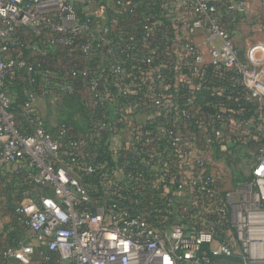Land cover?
Instances as JSON below:
<instances>
[{
    "label": "built area",
    "instance_id": "2783aa9c",
    "mask_svg": "<svg viewBox=\"0 0 264 264\" xmlns=\"http://www.w3.org/2000/svg\"><path fill=\"white\" fill-rule=\"evenodd\" d=\"M250 1L0 0V174L24 181L26 236L0 264H264V147L237 195L210 168L235 96L256 112L237 129H264V43L241 57L227 27ZM74 97L103 117L47 127L39 100Z\"/></svg>",
    "mask_w": 264,
    "mask_h": 264
},
{
    "label": "crops",
    "instance_id": "0c3cea01",
    "mask_svg": "<svg viewBox=\"0 0 264 264\" xmlns=\"http://www.w3.org/2000/svg\"><path fill=\"white\" fill-rule=\"evenodd\" d=\"M259 5V6H258ZM256 10L252 11V8ZM259 7H262V4H258L257 0L250 1V10L248 13L242 17L240 20L228 21L227 27L235 40L240 56H244L246 50L251 47L255 42L253 38L249 37V31H244L242 27L243 21H248L250 18L253 20L256 18L255 14L258 12ZM177 14L176 11H174ZM252 13V14H249ZM243 33V34H242ZM242 34V39L240 35ZM244 38V39H243ZM196 42L201 43V37H198ZM204 52L207 51L206 47H203ZM235 102V101H233ZM246 107V108H245ZM244 110L230 109L227 114V119L222 126L223 129V141L222 143L214 148V154L210 163L211 172L214 175L216 181L217 190L220 196H223L226 193H232L237 195L239 190H242L245 185L251 180L252 165L256 160L258 149L264 147L263 132L264 129L256 123L253 122L252 129L249 131V134L241 133L237 126L235 125L234 120L239 117L246 118V120L254 121L256 117V112L253 104L245 105ZM248 111V113H245ZM47 127L54 126L46 122ZM7 221L1 223L0 221V245L2 247L6 246L8 243V233L10 231L5 230ZM20 232V231H19ZM20 238H24L25 233L21 231L18 233Z\"/></svg>",
    "mask_w": 264,
    "mask_h": 264
},
{
    "label": "rangeland",
    "instance_id": "374dc122",
    "mask_svg": "<svg viewBox=\"0 0 264 264\" xmlns=\"http://www.w3.org/2000/svg\"><path fill=\"white\" fill-rule=\"evenodd\" d=\"M258 4H262V7L257 8L258 12L252 15H256V18L247 22L243 21L242 27L244 31H249V37L253 38L250 42H263L264 43V0H257ZM259 6V5H258ZM251 8H249L250 10ZM256 10L254 7L252 11ZM257 11V10H256ZM243 34V33H242ZM242 34L240 38L242 39ZM244 39V38H243ZM22 79V78H21ZM14 90V89H13ZM81 103H83L80 97L75 98H63L60 99L55 105L51 101L46 99L39 100V109L42 117L46 122L51 125H58L60 123H67L69 125H75L81 127L85 124V118L82 114ZM80 125V126H79ZM23 179L10 175L9 173L0 174V221H4L8 224L11 223L14 210L18 204L19 193L21 186L23 185ZM18 235V233L16 234Z\"/></svg>",
    "mask_w": 264,
    "mask_h": 264
},
{
    "label": "trees",
    "instance_id": "16d2710c",
    "mask_svg": "<svg viewBox=\"0 0 264 264\" xmlns=\"http://www.w3.org/2000/svg\"><path fill=\"white\" fill-rule=\"evenodd\" d=\"M23 77L24 76H23L22 72L15 71L14 74L11 75V77L6 82V87H5L6 88V92L11 97L12 110L14 112H17L19 110L20 106L25 102ZM235 97H236L235 98V100H236L235 102H233L232 100L230 101V108L231 109L232 108L234 109V107H235L236 110H244L245 105H250V104H248V103H246V102H244L242 100H239L237 96H235ZM68 99H71V98H68ZM81 108H82L83 117L85 118V124L82 125L81 127H78V126H75V125H70V126L76 127L77 129L79 128V129L83 130V127L89 123V118L92 117V118H94L95 122H97L104 115V111L100 112V111H97V110H92V109L86 108L83 103H81ZM207 111H209V110H207ZM209 112L214 113L213 110H210ZM245 113H248V111L246 112V110H245ZM60 124L69 125L67 123H60ZM7 225L9 227H5V230L9 229L8 231H10L8 233V243H7V245H14L16 240L20 238L16 234L17 233H21V231L19 230L20 231L19 232L18 230H14L12 222L10 224H7ZM0 248H3L2 245H0ZM32 264H39V263L37 261H34Z\"/></svg>",
    "mask_w": 264,
    "mask_h": 264
}]
</instances>
